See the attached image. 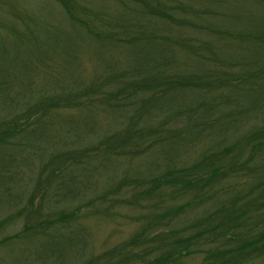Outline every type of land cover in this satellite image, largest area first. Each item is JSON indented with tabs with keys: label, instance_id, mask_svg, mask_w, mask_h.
<instances>
[{
	"label": "trees",
	"instance_id": "trees-1",
	"mask_svg": "<svg viewBox=\"0 0 264 264\" xmlns=\"http://www.w3.org/2000/svg\"><path fill=\"white\" fill-rule=\"evenodd\" d=\"M31 4L34 17L0 4L15 17L0 44L29 57L17 84L0 71V249L264 264V0ZM80 41L100 49L96 67L73 55ZM119 220L136 227L127 240L95 255L78 240L62 258L76 230Z\"/></svg>",
	"mask_w": 264,
	"mask_h": 264
},
{
	"label": "rangeland",
	"instance_id": "rangeland-1",
	"mask_svg": "<svg viewBox=\"0 0 264 264\" xmlns=\"http://www.w3.org/2000/svg\"><path fill=\"white\" fill-rule=\"evenodd\" d=\"M34 1V4H39V3H44L43 0H31ZM30 0H0L1 3H6L8 7H11L13 11L17 12H22L25 10L29 11L28 15H31L30 17H34L36 11L34 10V5L31 4ZM26 5V6H25ZM40 5V4H39ZM15 18V17H14ZM14 18L10 15H7L6 12L0 11V29L4 31L6 27H4L5 19H10L11 21L14 20ZM45 18V16H44ZM18 20V19H17ZM21 25V24H20ZM19 25V26H20ZM84 42L80 41L75 43V46L71 47L72 50L74 51L73 55L78 59L82 58V56H86L87 60L89 59L91 64H93L94 67H96L99 63L97 60L98 53L100 52L99 48H96V46H90L87 47V44L84 46ZM27 49H30L29 45H26ZM55 57L56 59L61 62L62 64V69L64 74L66 73H74L77 74L76 72L72 71L73 67L75 65H69V58L68 56L61 55L60 50H56ZM102 52V49H101ZM27 54H22L20 52L19 47L17 45L15 46L14 44H10L8 42H5V44H0V71H6L9 70V72L12 74L11 77L14 79L15 84L19 82V79L21 78L23 74L21 73V68L25 66L24 64H29V57L26 56ZM87 63V62H86ZM86 63H84L86 67ZM78 64V63H77ZM90 64V66H91ZM89 67V66H88ZM66 69V71H65ZM63 74V75H64ZM38 77H40L38 75ZM89 78V77H87ZM34 85L32 86L33 90L35 88L38 89L43 88V85L40 82V79L38 80H33L32 82ZM100 221H98L99 227L94 230V236L90 235L89 231L87 230V234L83 235H78L79 233L73 230L74 236L76 238L72 239L71 241L73 242V248L72 249H67V250H62L61 253L63 254L62 258H65V261L69 259L71 256L68 255V253L75 254L78 245H80L78 240H86L91 243L92 248V253L93 255L98 254L99 252H104L111 246L118 245L119 242H123L128 239V237L133 234L135 231V225H132L128 223V221H117V222H111V224L108 222L107 224H100ZM89 224V223H88ZM87 225V222H86ZM19 222L17 224H14L13 227L10 228V232L8 233L9 235H13L14 232L19 231ZM9 229V228H8ZM77 243V244H74ZM41 244V243H40ZM40 244L35 240L33 242H25V243H15L14 245H8L6 244L5 247L0 249V264H52L54 261L53 256H50V252L46 253H41L40 251ZM89 245V244H88ZM77 247V248H76ZM91 251V249H90ZM189 264H200V261L198 257L192 256L191 258H188L186 261ZM68 264V263H67ZM71 264H75L72 262Z\"/></svg>",
	"mask_w": 264,
	"mask_h": 264
}]
</instances>
